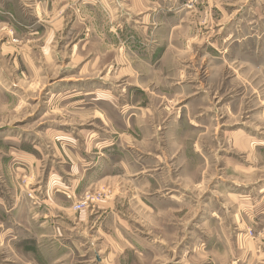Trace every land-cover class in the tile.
I'll list each match as a JSON object with an SVG mask.
<instances>
[{
    "label": "rangeland",
    "instance_id": "374dc122",
    "mask_svg": "<svg viewBox=\"0 0 264 264\" xmlns=\"http://www.w3.org/2000/svg\"><path fill=\"white\" fill-rule=\"evenodd\" d=\"M261 185L264 0H0V264H264Z\"/></svg>",
    "mask_w": 264,
    "mask_h": 264
},
{
    "label": "crops",
    "instance_id": "0c3cea01",
    "mask_svg": "<svg viewBox=\"0 0 264 264\" xmlns=\"http://www.w3.org/2000/svg\"><path fill=\"white\" fill-rule=\"evenodd\" d=\"M246 201H247V217H248V221L251 224V226L254 229H257L259 227V225H261L264 222V185H261L260 188L256 189V191L254 193H252V191H246ZM247 198L251 199L248 200ZM262 241L260 243H262L264 245V234L262 235ZM217 242H219V240H217ZM222 242V241H220ZM257 243H259L258 241H256ZM236 242H234L235 244ZM259 254H257V258H260L261 260H264V248H262L261 251H258ZM219 257H220V253H218ZM230 257V256H229ZM221 260L225 263H227L228 259L226 258V254L225 255H221ZM220 258H218L219 262H221ZM251 259H253L251 257ZM250 259V260H251ZM216 260V259H215ZM217 260V261H218ZM234 263V261H233Z\"/></svg>",
    "mask_w": 264,
    "mask_h": 264
}]
</instances>
